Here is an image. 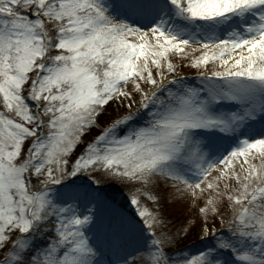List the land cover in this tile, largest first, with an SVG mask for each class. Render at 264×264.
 I'll return each instance as SVG.
<instances>
[{"label":"snow or ice","instance_id":"1","mask_svg":"<svg viewBox=\"0 0 264 264\" xmlns=\"http://www.w3.org/2000/svg\"><path fill=\"white\" fill-rule=\"evenodd\" d=\"M0 264H264V0H0Z\"/></svg>","mask_w":264,"mask_h":264},{"label":"rangeland","instance_id":"2","mask_svg":"<svg viewBox=\"0 0 264 264\" xmlns=\"http://www.w3.org/2000/svg\"><path fill=\"white\" fill-rule=\"evenodd\" d=\"M181 57L177 55L174 59L173 62L179 64ZM185 72L183 75H195V70L189 69L188 67H184L182 69ZM258 162V161H257ZM195 213V207L194 204L192 203L191 199L189 198L187 201V206L182 210V211H173L172 215L175 220V225L177 228L182 226L183 218L185 216L193 217V214ZM193 237H189V239H192ZM198 245H192L191 247L195 249Z\"/></svg>","mask_w":264,"mask_h":264}]
</instances>
